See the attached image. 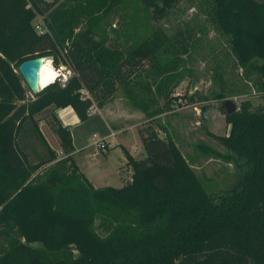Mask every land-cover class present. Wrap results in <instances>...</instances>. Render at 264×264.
<instances>
[{"label":"trees","instance_id":"obj_1","mask_svg":"<svg viewBox=\"0 0 264 264\" xmlns=\"http://www.w3.org/2000/svg\"><path fill=\"white\" fill-rule=\"evenodd\" d=\"M125 1L65 0L51 7L0 0V264H264V102L251 109L242 100L227 114L226 95H212L223 100L228 131L207 133L222 152L201 151L245 168L234 187L217 194L207 192L175 143L152 128L139 133L143 158L123 149L130 175L120 187H93L78 172L69 130L54 116L47 124L62 157L40 134L35 116L47 107L69 106L84 121L92 103L100 107L116 87L151 117L126 87L144 63L155 95L165 105L175 98L178 39L171 43L156 32L147 45L121 51L95 40L90 22L74 31L82 14L112 13ZM135 1L165 16L180 0ZM203 2L241 79L264 100V0ZM43 12L45 30L38 34L31 21ZM37 56L72 75L63 86L52 81L28 95L16 66Z\"/></svg>","mask_w":264,"mask_h":264},{"label":"rangeland","instance_id":"obj_2","mask_svg":"<svg viewBox=\"0 0 264 264\" xmlns=\"http://www.w3.org/2000/svg\"><path fill=\"white\" fill-rule=\"evenodd\" d=\"M42 1L55 7L65 0ZM45 14V12L36 13L31 25L34 28L35 25L40 26L41 30H45L42 20ZM78 21L74 31L87 27V23L90 22L95 40L110 49L113 47L121 51L138 43L147 45L151 36L156 32H161L167 39H171V43L172 40L178 39L176 41L179 47L173 60L175 71L181 78L172 89V95L175 98L165 105L164 99L155 95L154 84L151 83L153 78H149V72L145 73L147 63H144L142 64L144 70L137 71L126 87L136 103L143 101L147 107L146 111L154 114L151 117L146 116L143 111L132 106L121 87H116L110 98L102 103V105H108L107 107L112 111V117H115V120L108 122L116 125L118 121L116 117H125V112L130 113L132 117L136 114L137 124L133 129L129 128L125 141V145L133 154L136 152L134 147L137 145L134 128L137 129L138 135L146 128H152L157 135L170 138L176 144L187 163L206 186L207 192L217 194L234 187L236 180L245 169L244 166L236 169L231 161L201 151L202 147H206L222 152L223 148L207 133L223 135L228 130L224 113L220 108L223 100L213 98L212 95L225 94L224 101H232L234 109L242 100L249 101L251 109L259 108L264 100L247 81L241 79L240 70L233 66L225 39L213 27L209 11L207 7L205 8L203 0H180L167 11L165 16L152 13L135 0H126L115 12L82 14ZM35 30L39 33L37 28ZM182 47L185 48L184 52L181 51ZM161 57L168 59L167 62L171 60V56L166 54ZM48 59L51 61L50 57ZM51 65L55 70L59 69V73L64 74H62V79L67 78V73L69 76L72 75L70 68L64 65L55 68L52 61ZM55 81L58 83L59 79ZM191 81H194L192 89L190 88ZM81 93L88 95L84 89H81ZM201 97L205 100H200ZM200 106L207 108L204 121L198 114ZM43 129L45 130L44 127ZM105 132L108 131L97 114L81 125L79 140L76 135V144L81 145L84 136L86 139L83 143L90 144L93 134L101 138L100 136ZM198 143H202L203 146H199ZM100 153L99 149L91 146L75 154L74 160L84 170L101 176L100 181L104 183L98 184L118 187L121 183L114 176L113 170L117 156L122 157L120 149L112 148L107 158H103ZM119 176L126 178L125 170H121Z\"/></svg>","mask_w":264,"mask_h":264},{"label":"crops","instance_id":"obj_3","mask_svg":"<svg viewBox=\"0 0 264 264\" xmlns=\"http://www.w3.org/2000/svg\"><path fill=\"white\" fill-rule=\"evenodd\" d=\"M67 69V68H66ZM59 70V69H58ZM63 74L62 72H60ZM66 74V73H65ZM64 75V74H63ZM71 75V74H70ZM69 77V76H68ZM94 106V107H93ZM108 105H101L100 107H97L94 103H92V106L90 107V115L84 120V121H79L76 115L74 114L73 110L69 107H63V108H54L52 106L47 107L44 109L42 112H40L38 115L35 116L37 118V128L44 138L46 144L48 147L55 153L56 159L62 157L57 154L58 151L60 150V147L58 145V140L57 137L51 132L49 129V126L47 124L48 118L52 115L54 116L57 121L62 125L68 128L70 137H71V144H72V152L70 156L72 157V160L74 164L76 165L78 172L84 176L93 187H102V186H109L105 184H98V183H104L103 181H100L102 179L101 176L95 175L91 173L90 171H86L74 160V155L78 154L80 151H83L87 148H90L91 145L86 142L85 144L83 143L84 140L86 139V136L82 138V144L77 145L76 144V135H77V140H79V134L81 132V125L89 120L91 117L95 115H99V118L102 120V123L107 129V133L105 132L104 135H101L100 137L106 142V145L108 147V150H105L100 153V155L103 158H107L106 156L109 155L110 150L112 148L118 147L121 151V156L116 158V164L114 166V176L117 177V180L121 183L118 187L122 185V183L129 178L130 175V169L125 165V157L123 155V149L133 158V159H141L144 157V152L142 151V146L140 142V137L138 135V131L136 128L134 130L136 131V142L137 145L134 147V152L135 154L130 151V149L125 145L127 133L129 131V128H132L136 126L137 124V115L135 116H130V113L125 112L126 116H118L116 117L117 123L116 125H111L109 124L108 121L115 120V117H112V111ZM93 108V109H92ZM94 112V113H93ZM134 115V114H133ZM129 118V119H127ZM135 121V122H132ZM45 128V130L43 129ZM228 131V130H227ZM95 132V131H92ZM97 133V132H96ZM52 134V135H51ZM117 136L116 138H114ZM88 137V136H87ZM51 138V140H50ZM139 144V145H138ZM176 145V144H175ZM143 152V153H142ZM57 154V155H56ZM63 155V154H62ZM121 170H125L126 178L119 176V172Z\"/></svg>","mask_w":264,"mask_h":264},{"label":"water","instance_id":"obj_4","mask_svg":"<svg viewBox=\"0 0 264 264\" xmlns=\"http://www.w3.org/2000/svg\"><path fill=\"white\" fill-rule=\"evenodd\" d=\"M49 58L48 56H37L33 58H29L26 60H23L18 63L16 66V71L21 77L25 87L28 89L30 93H37L39 92L42 87L39 85V68L44 61V59ZM194 86V81H191L190 88L192 89ZM223 107L225 110V113L229 114L233 112L234 104L230 100H226L223 103ZM199 117L202 121L206 119L207 114V108L206 106H200L198 110Z\"/></svg>","mask_w":264,"mask_h":264},{"label":"bare ground","instance_id":"obj_5","mask_svg":"<svg viewBox=\"0 0 264 264\" xmlns=\"http://www.w3.org/2000/svg\"><path fill=\"white\" fill-rule=\"evenodd\" d=\"M38 75H39V85L42 88L50 84L52 81H55L58 77L61 78L60 73L54 70V68L51 65V61L48 58L42 61Z\"/></svg>","mask_w":264,"mask_h":264},{"label":"built area","instance_id":"obj_6","mask_svg":"<svg viewBox=\"0 0 264 264\" xmlns=\"http://www.w3.org/2000/svg\"><path fill=\"white\" fill-rule=\"evenodd\" d=\"M35 28H37L38 29V31H39V33L38 34H41L42 32H44V30L42 29H40V26H37V25H35ZM34 28V29H35ZM55 70V69H54ZM56 71L58 72V70L56 69ZM61 75V77L63 76L62 74H60ZM68 73H67V78H57V79H59V82H58V84L60 85V86H63L64 85V83L66 82V80L68 79ZM56 79V80H57ZM61 79V80H60ZM91 146H93L94 148H96V149H99L101 152H103V151H105L106 150V147H107V145H106V142H104L103 141V139L102 138H97L94 134L92 135V137H91ZM57 154H59L60 156H62V152L59 150L58 151V153Z\"/></svg>","mask_w":264,"mask_h":264}]
</instances>
